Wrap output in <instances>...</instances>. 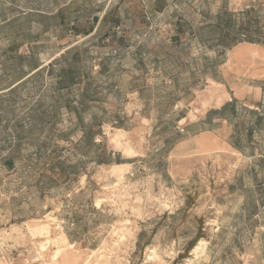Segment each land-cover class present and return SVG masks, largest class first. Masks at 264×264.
I'll return each mask as SVG.
<instances>
[{"label": "rangeland", "instance_id": "obj_1", "mask_svg": "<svg viewBox=\"0 0 264 264\" xmlns=\"http://www.w3.org/2000/svg\"><path fill=\"white\" fill-rule=\"evenodd\" d=\"M235 42L264 49V0H0V264H264Z\"/></svg>", "mask_w": 264, "mask_h": 264}, {"label": "crops", "instance_id": "obj_2", "mask_svg": "<svg viewBox=\"0 0 264 264\" xmlns=\"http://www.w3.org/2000/svg\"><path fill=\"white\" fill-rule=\"evenodd\" d=\"M251 51L252 52L256 51L257 53H259V55L252 56V58H250ZM231 52H232L230 56L231 62H233L236 59L239 53L244 52L247 56V60L251 63L256 64L255 66L251 67L253 69L252 77L260 80L264 79V49L263 48L260 49L259 47H257V45H253V44L239 43L233 47V51ZM255 90H256L255 93L260 97L259 99L262 100L264 95V88L260 87L259 89H255ZM246 91H248L247 93H251L254 90L252 89L248 90V88H246ZM235 99L242 100L243 98H239V96L235 94ZM243 100H245V98ZM220 102L222 106H226L227 104L232 103L233 99L231 96H229V98L225 96L222 100H220ZM248 102L251 101L248 100Z\"/></svg>", "mask_w": 264, "mask_h": 264}, {"label": "bare ground", "instance_id": "obj_3", "mask_svg": "<svg viewBox=\"0 0 264 264\" xmlns=\"http://www.w3.org/2000/svg\"><path fill=\"white\" fill-rule=\"evenodd\" d=\"M218 103H220V101H218ZM113 228V227H112ZM130 230V229H129ZM125 233V232H124ZM125 236V235H124ZM107 242V241H106ZM203 244V241H200L198 245H196L193 249H192V253L198 254V252L201 250V246ZM103 255V254H102ZM11 264V263H10Z\"/></svg>", "mask_w": 264, "mask_h": 264}, {"label": "trees", "instance_id": "obj_4", "mask_svg": "<svg viewBox=\"0 0 264 264\" xmlns=\"http://www.w3.org/2000/svg\"><path fill=\"white\" fill-rule=\"evenodd\" d=\"M228 16V17H232V14L231 13H220V18L222 17V16ZM220 24V23H219ZM240 43V42H239ZM238 42H235V43H233V46H235V45H237V44H239Z\"/></svg>", "mask_w": 264, "mask_h": 264}]
</instances>
